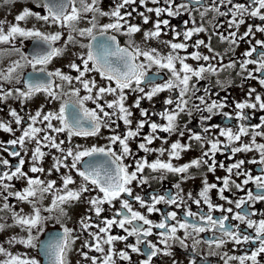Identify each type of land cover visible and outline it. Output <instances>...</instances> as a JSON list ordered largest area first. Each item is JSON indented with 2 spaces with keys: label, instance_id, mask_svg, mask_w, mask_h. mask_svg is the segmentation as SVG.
Returning <instances> with one entry per match:
<instances>
[{
  "label": "snow or ice",
  "instance_id": "1",
  "mask_svg": "<svg viewBox=\"0 0 264 264\" xmlns=\"http://www.w3.org/2000/svg\"><path fill=\"white\" fill-rule=\"evenodd\" d=\"M8 2V0H5ZM153 4H158L159 0H151ZM168 7L150 8L147 7V0H139V5L145 6L148 13H155L158 18L153 28L143 33L145 42L158 39L163 34V29L169 26V20L159 19L162 13H167L169 17L180 15V10L191 13L197 11L195 8H190L188 3H182L176 6L175 10L172 5L174 0H164ZM191 4H201V0H190ZM79 3V7L77 4ZM137 4V0H115L110 11H104L100 7V0H40L39 7H42L44 14L34 12L28 8L15 17V23L9 24L5 29V24L0 21V44L13 45L12 51L19 52L20 49L14 47V42L17 39L21 41L32 39L36 42V50L30 57L22 55L20 61H14L6 70L0 71V81L13 84H21L22 87L14 88L15 98L21 102L32 99L37 94H44L51 101H61L58 111L47 113L43 112V108L37 110L35 115H29L27 126L14 129L11 123L0 122V130L8 133H14L17 130L21 131V135L15 139L7 141L9 145L15 148L17 145L21 149L25 148L28 141L34 142L35 147L31 150V167L28 172L33 174L45 173L44 167L40 162L44 159L46 153L43 149H55L60 153L59 156H53V165L47 170L50 176L53 172L60 173L61 168L68 169V173L61 174V186L57 187L56 180H43L39 176H30L28 172L23 170L26 160L21 156L20 151H9L4 148V151L9 152V155L14 158H19L18 163L14 166V170L0 172V195H3L5 201L8 197H15L18 202L29 203L32 205V213L30 215H22L21 212L13 211L11 206L5 202L3 209L11 212L13 225L27 232L26 238L12 237L8 243L23 244L26 248H36L39 241L40 253L46 258L47 264H68V254L72 250V245L79 234L73 235L74 229H70L61 225L62 231L50 234L46 239L39 240V236L44 232L43 223L46 220L52 219V216H42L41 208L37 204L44 198V194L52 193L53 199L48 208L43 211L52 213L58 210L60 216L66 215L64 205L73 204L81 199L86 193L96 192L97 194L90 197L88 204L89 211H94L97 218L105 211L104 205L113 206L114 201L120 202V208L115 210L111 218H103L99 223L93 225L90 223L91 217L87 216L81 219V231L88 232L90 240H85L81 255L86 260H90L91 264H117L115 257L120 261L132 262L130 253L143 255L145 258L139 261V264H152L153 258L159 255L170 256V251L173 243L178 242L181 247H187L186 239H193V246L201 243L199 239H195L199 233L213 231L214 236L211 239L203 241L210 247H222L227 242H232L236 245L253 244L254 247L250 253H245L241 256H229L225 260L228 264L230 260L238 261V264H259L258 257L264 256V219L254 220L253 216L258 213L256 211H248L249 206L257 202H264V167L261 168V174L252 175L248 171L241 172L240 169L246 163L241 159L232 163L225 168L224 163H217L215 156L218 152L226 150L234 143L239 146L231 147V154L243 152H257L259 159H252L249 163L259 164L264 166V143H257L256 137L264 136V116L261 123L257 125H245L241 123L235 130L232 127H219L210 125L205 127L203 131L208 133L211 128H218L219 134L216 138L204 137L199 133H193L188 136L189 141H197L200 143L202 155L188 163L176 166L173 160H179L181 153L187 151L191 147V143H181L180 140L172 142L168 148L163 146L160 148L149 147L155 140H161L164 144L168 143L167 137H161L158 133H176L180 137L185 136V131L182 130L177 120L181 113L187 111L191 115L192 110L208 115H202L201 120H210L216 110L222 109L227 105L223 102L211 101L208 102L205 95H196L199 89L196 84L192 83L193 79L198 82L205 78L206 73L217 74L219 70L224 68H235L236 62L232 61L228 65H222L218 69L217 66L211 63L199 64L193 67L186 61L192 59L194 61H205L216 59L220 54L216 53L213 56L203 55L199 51L187 53L189 45L186 41L190 40L193 35L205 32L206 28L203 23L200 26H194L183 32V42L162 41V43L170 49L166 55H162L156 48H141L136 45L132 37L142 31L141 26L129 22L133 12L126 11L129 6ZM220 4L232 5L227 12H222L216 4V0H212V7H204L203 11L199 12L201 21L204 20L208 12H215L218 16L231 15L228 21V28L239 29L240 25L245 23V17L258 18L262 23L259 25H248L247 31L242 36L237 37V32L230 31L227 36L223 33H217L221 41H228L230 45L237 44L238 40H245L248 37H254L255 32L264 33V0H252L251 5L245 3H233V0H220ZM124 10V11H122ZM91 13L89 19L90 27L77 28V24L87 14ZM144 24L149 23V16L144 12L139 13ZM35 18L37 21H42L45 24L58 25L60 28L69 30L67 43H76L73 33H77L80 37L89 38V43L81 44L80 47L86 48V54H80L77 59L81 61L77 64L75 61L70 62L67 67L78 75L72 76L66 74L61 69L48 71L47 66L56 57L64 54V48L56 47L57 41L61 40L62 33H46L37 28H25L20 26V22L27 21L29 18ZM99 17H107L110 22L101 24ZM215 19V17H213ZM196 24L195 19L191 21ZM188 21H185L187 24ZM222 25H215L221 27ZM255 29V32L253 31ZM113 33V34H109ZM115 33L126 35L129 37L127 46L122 47ZM181 34L176 33V37ZM175 39V37H174ZM250 43V41H249ZM201 46L208 48L209 52L213 49L204 40H197L192 47L199 49ZM257 46L264 49V41L256 40L255 45H252L243 53L245 59L239 63L241 72L247 73L243 78L258 79L261 86H264V51L258 53L257 58H252L253 53L257 52ZM184 51L186 55H180ZM222 59V58H221ZM248 65H256L254 69H249ZM30 66L32 72L26 79L16 75L18 69ZM156 67L158 70L166 69L170 73V79L164 83H156L155 77L159 72L149 75L150 69ZM96 72L103 80L108 83L104 86H98L95 79L86 78L87 73ZM255 73H260L261 78H258ZM78 84L79 87L74 86ZM219 83V81H217ZM65 85L69 86V90L65 91ZM178 89L176 98L169 97L164 103L168 108H165L160 113L152 112L141 107L142 100L151 101L153 97L165 91H175ZM81 90L87 94L81 96ZM95 90V92H94ZM127 90V91H126ZM205 89V93H207ZM139 93L131 106H126L128 93ZM254 88L249 89L247 95L250 98L244 102L235 104L236 118L240 121L249 119L244 112L245 109H257L264 111V98L256 94L254 102H251ZM106 95L115 97L111 101L104 100ZM13 96V90L5 91L0 87V101L6 100ZM67 97V99H65ZM195 98L199 103H193L189 107L190 101ZM91 101L94 109L85 107V103ZM203 105V107H201ZM174 106V107H173ZM132 108L139 109L140 117L135 128L132 127L133 116ZM10 116L14 118V123L22 125L24 118L21 117L15 109L10 111ZM159 115L164 121L163 123L151 120V116ZM224 116L231 119V114L223 113ZM122 121L126 126L125 134H113L108 137V143L104 146L93 145L91 147H83L75 145L70 147H62L65 140H57L56 134H65L67 141L70 144L73 137H94L98 136L103 128H112L117 121ZM53 121L58 122L59 126L53 124ZM42 124L44 127H38L37 124ZM145 125L150 129L149 133L142 134ZM118 126V125H117ZM261 129L256 131V129ZM142 136L141 142L137 147L139 151L144 153H158L157 158L149 161L147 157H139L133 160L132 164H126L124 161L129 157H135L129 141ZM251 136V140L247 143L242 141V137ZM225 138V140L219 139ZM119 145V152L114 150L113 145ZM2 147V145H0ZM167 153V160L161 159ZM27 154V150H25ZM69 158L71 162L68 163ZM85 158H88L85 160ZM83 162V167L78 165ZM0 164L9 165V160L0 159ZM207 166L208 172H215L216 168L225 169L229 174L223 178L217 177L221 181L220 186L216 183H208L206 177L203 181V188L198 193V198H193L191 193L188 194V199L192 200L197 206L202 203L207 205L206 213L193 212L190 208L185 210L181 219H177L176 211H169L163 214V219L160 222H154L148 218L144 212L134 209L132 201L139 204L141 209L146 213L151 214L160 212L157 205L164 203L175 205L180 208L184 203L183 196L180 195V184L177 183L174 187L178 190L176 195H153L151 202L145 201L140 195H134L131 185L134 181L139 184H147L148 179L144 175L145 170H150L153 173H160V178L163 179L165 174L171 173L181 177L182 180L190 178L189 170L193 168H201ZM132 169L129 171V169ZM80 177L82 183L78 188H70L69 185L75 183L72 171ZM243 176L241 183H236L231 177ZM13 180L26 181V187L21 190L12 191L14 187L11 183ZM256 186V192L247 190L245 197L238 200H231L224 196V192L235 187L237 190L244 191V186L249 184ZM213 189H218L220 199L226 200L228 204H234L239 211L233 213L232 207L225 208L223 205L212 202L209 193ZM127 197V198H124ZM232 214L231 220L238 221L236 224H229L230 217L223 214L220 217H214L213 212ZM60 216L56 217L57 223H60ZM191 218V220L189 219ZM174 221L175 223H171ZM103 225V226H101ZM241 225L244 227L241 228ZM5 224H0V231L5 229ZM92 227L97 228V231L89 232ZM118 227L123 230L124 235L112 234V229ZM158 231L154 232L153 230ZM35 230V234H33ZM183 230L184 237L181 238L177 233ZM247 230H253L254 234L248 233ZM218 232L219 235H215ZM156 235L157 242H153L149 237ZM129 237H135V243H126L124 249L116 250L115 243L117 241H128ZM144 248L141 249L140 245ZM107 245V249L104 247ZM159 245H163L161 248ZM83 248L89 251L101 253L102 257L89 256L88 252L83 251ZM0 255L6 257L0 261V264H41V261L34 257L13 255L6 248L0 245ZM175 264V261L173 262ZM192 264H195L193 261Z\"/></svg>",
  "mask_w": 264,
  "mask_h": 264
},
{
  "label": "flooded vegetation",
  "instance_id": "2",
  "mask_svg": "<svg viewBox=\"0 0 264 264\" xmlns=\"http://www.w3.org/2000/svg\"><path fill=\"white\" fill-rule=\"evenodd\" d=\"M88 2H91V0H88ZM40 0H8V2H5V0H0V21H3L5 24V29H7V26L9 24L15 23V17L20 14L24 8H28L34 12H40L41 14H44V10L42 7H39ZM115 0H100V7L104 11H110L112 6L114 5ZM182 3H188L190 8H195L197 11H192L191 13L185 12L183 9L180 10V15L178 16H172L169 17L167 13H162L159 19H167L169 20V26L167 28L163 29V34L158 39H152L147 42L143 40V33L145 31H148L153 28L154 22L158 19L155 16V13H148L146 11L145 6L139 5V0H137V4L129 6L126 11H132V8H136V11L133 12L132 17L128 18L129 22L132 24H138L141 26L142 31L140 33L135 34L132 37V40L136 45H139L141 48H156L162 55H166L170 49L166 47L162 41H173V42H183V32L187 29H190L194 26H200L201 23H203V26L206 28L205 32H201L198 34L193 35V37L186 41V43L189 45L187 48V53L196 52L199 51L203 55H209L213 56L216 53H219L220 55L213 60H210L208 62L205 61H194L192 59H188L186 62L192 65L193 67H197L199 64H205L211 63L212 65L217 66L219 69L221 64L222 65H228L230 62L235 61L236 67L235 68H224L222 70H219L217 74L212 73H206L204 79H200L198 82L193 79L192 83L196 84V88L199 89V91L196 93V95H205L206 99L209 103L211 101H217V102H223L227 106L216 110L215 114L212 115V118L210 120H201L202 115H208L207 112L201 113L198 111H195L194 109L191 112V115H188L187 111L185 113H181L178 117L177 124L178 126L185 131V136L180 137L178 134L173 133H158L161 137H167L168 143L164 144L161 140H155L152 145L149 147L152 148H168L169 145L172 142H175L177 140H180L181 143H191V147L181 153V158L179 160H173V164L176 166L182 165L184 163H188L193 159H196L202 155V149L200 147V143L197 141H189L188 136L193 133H199L202 136L208 138H216L219 134L218 128H211L208 133H205L203 129L205 127H208L210 125H216L219 127H232L234 130L239 127L241 123L251 126V125H257L261 123V117L264 116V111L257 109H245L244 112L247 114L249 119L240 121L236 118V109L235 104L237 102H244L246 100H249L247 93L249 89L254 88L256 90L255 93H253V97L251 98V102H254V97L256 94H259L264 98V86H261L258 82V79H245L247 73L239 74L241 72L239 68V63L245 59L243 56V53L247 51L252 45H255L256 40H262L264 41V33L255 32V29L253 31L255 32L254 37H248L245 40H238L237 44L230 45L228 41H221L219 39V36L217 33H223L225 36L228 35L230 31L237 32V37L242 36L245 31H247L248 25H259L262 22L258 18H248L245 17V23L240 25L239 29H229L228 28V21L231 19V15L228 16H218L215 12H208L205 16L204 20L201 21L199 12L204 10V7L211 8L212 7V0H201V4L193 5L191 4L190 0H174V3L172 5L173 9L175 10L176 6ZM233 3H245L246 5H251L252 0H233ZM216 4L220 7V10L222 12H227L229 8L232 7V5H224L220 4V0H216ZM147 7L150 8H156L161 7L165 8L168 7V5L165 4L164 0H159L158 4H153L151 0H147ZM77 7H79V3L77 4ZM124 11V10H122ZM144 12L145 15L149 16V23L144 24L142 18L140 17L139 13ZM91 13L87 14V16L77 24V28H86L90 27L89 19L91 18ZM215 17V19H213ZM193 19H195L196 24L193 25L191 22ZM185 21H188L187 24H185ZM99 22L101 24L110 22L109 18L107 17H99ZM215 25H222L221 27H215ZM21 27H25L28 29L31 28H37L43 32L46 33H55V32H61V40L57 41L56 47L64 48V54L62 56L56 57L52 60V62L47 66L48 71H54L56 69H61L66 74L76 76L78 73L75 71L69 69L67 65L75 61L77 64H80L81 61L77 59V57L80 54H86L87 49L80 47L81 44H87L89 43V38L87 37H80L77 33H73V36L75 37L76 43H67L68 39V33L69 30L67 28H60L58 25H52V24H45L42 21H37L34 17L29 18L27 21L20 22ZM179 32L181 35L179 37H176V33ZM113 34V33H109ZM117 36L118 41L120 42V45L122 47L127 46V42L129 40V37L126 35H121L119 33H115ZM175 37V39H174ZM197 40H204L206 44L211 45L213 51L209 52L208 48L201 46L199 49L192 47V45ZM250 41V43H249ZM14 47L20 49L19 52L12 51L13 45L11 44H0V71L6 70L9 66L13 64L14 61H20L21 64H24V61L21 59L22 55H28L29 57L34 54L36 50V42L32 39H25L21 41L20 39H17L14 42ZM264 51V49L257 46V52L253 53L252 58H257L258 53ZM184 51L180 52V55H186L187 54ZM222 58V59H221ZM256 65H248V68L254 69ZM32 72V69L30 66H26L22 69H18L16 75H18L21 80L26 79L28 75ZM159 72V75L155 77L156 83H164L168 79H170V73L166 69L158 70L156 67H153L150 69L149 75L152 76L154 73ZM258 78H261L260 73H255ZM86 78L88 79H95L98 86H104L108 82L106 80H103L100 75L96 72H91L86 74ZM219 81V83H217ZM21 84H13V83H7L4 81H0V87H2L5 91L13 90V96L8 97L6 100L0 101V122L5 123H11L12 127L14 129H20L27 126V118L29 115H35L37 110H40L43 108V112L47 113L49 111L55 112L58 111L61 101H51L44 94H37L32 99L26 100L21 102V100L15 98V92L14 88L22 87ZM74 86L79 87L78 84H75ZM205 89H207V93H205ZM65 91L69 90V86L65 85L64 88ZM127 91V90H126ZM95 92V90H94ZM81 96L86 95L87 93L83 90H81ZM139 95V93H128V99L126 101V106H131L136 99V97ZM176 98L178 96V89L175 91H165L157 96L153 97L151 101L145 99L141 101V107L144 109L149 110L150 113H160L165 108H168L170 106L165 105L164 101L169 97ZM115 97L111 95H106L104 97V100L101 101V103H104V101H111ZM67 99V97H65ZM193 103H199V101L195 100V98L192 99L189 103V107L191 108ZM85 107L89 109H94L95 105L91 101H87L85 103ZM174 107V106H173ZM203 107V105H201ZM12 109H15L17 113L24 118V121L22 125L17 126L14 123V118L10 116V111ZM133 116L131 117L133 123L132 127L135 128L136 123L138 120L142 119L140 117L139 109L132 108ZM223 113H229L231 114V119L224 116ZM151 120L163 123L161 117L159 115H153L151 116ZM53 124L56 126H59L58 122L53 121ZM118 125V126H117ZM38 127H44L42 124H37ZM261 129H256V131H260ZM113 131H115L116 134L123 135L126 133L127 128L123 124L122 121H117L115 125H112V128H103L101 129V132L98 136L94 137H73L71 140V143L69 144L67 141L66 133L65 134H56L51 133L52 135L57 136V140H65V144L62 147H70L75 145H81L83 147H91L93 145L96 146H104L108 143V137L113 134ZM150 129L147 125H145V128L142 130V134L149 133ZM22 133L20 130L15 131L14 133H8L0 130V159H7L9 160V165L4 166L0 164V172L2 171H10L14 170V166L18 163L19 158H14L9 155V152L4 151V148H8L9 151H20L21 156H23L26 160V163L23 167V170L25 172H28L29 168L31 167V150L35 147L34 142L28 141L25 144V148L21 149L19 145H17L15 148H13L11 145L7 143V141L11 139H15L16 137L20 136ZM222 141L225 140L223 137H219ZM142 136L138 137L134 140L129 141L130 147L132 151L136 154L135 157H129L127 158L124 163L126 164H132L134 159H137L139 157H147V159L151 162L157 158L158 153H144L142 151L138 150V143L141 142ZM251 140V136H245L242 137V141L247 143ZM257 143H264V136H258L256 137ZM239 146L238 143H234L231 146H229L228 149L222 150L221 152H218L215 156V159L217 163H224L225 168L230 166L232 163L237 162L241 159L245 160L246 163L242 166L240 169L241 172L248 171L252 175H259L261 174V168L264 167L259 164H253L249 163L248 161H251L252 159H259V154L255 151L253 152H243V153H236L234 156L231 154V147ZM114 150L119 152V145H113ZM25 150H27V154H25ZM46 153H50L49 155H46L44 159L40 162V165L44 167L45 173H37L33 174L31 172H28L30 176H39L40 179L43 180H56L57 187L61 186V180L60 176L61 174L68 173V169L61 168L60 173L53 172L50 176L47 174V170L52 167L53 165V159L52 157L59 156L60 153L57 152L55 149H43ZM88 158H85L87 160ZM161 159L167 160V153H165V156L161 157ZM71 162V158H69L68 163ZM78 167H83V162H81ZM132 169L130 168L129 171ZM75 183L72 185H69L70 188H78L79 185L82 183L80 177L76 174V172L73 170L70 173ZM144 175L148 179L147 184H139L137 181H134L131 187L133 188L134 195H140L145 201L151 202V197L153 195H176L178 190L174 187L175 184H180V195L183 196L185 203L180 207L177 208L175 205H168L161 203L157 205V207L161 210L160 212H154L151 214H148L145 212L144 209H141L139 204L135 201H132L133 207L136 210H139L141 212H144L146 215H148V218L153 220L154 222H160L163 219V214L169 212V211H176L177 212V219H181L184 215L185 210L188 208L191 209L193 212H202L206 213L208 211L207 205H204L203 203L200 206H197L195 203L192 202V200L188 199V194L191 193L193 198H198V193L203 188V181L206 177L208 183H216L218 187L221 184V181L217 180V177H225L229 175L225 169L217 167L215 172H208L207 166H202L201 168H193L189 170L190 178L187 180H182L179 175L167 173L165 174L164 178H160V173H153L150 170H145ZM231 179L235 180L236 183H241V181L244 179L243 176H235L233 175ZM11 183L14 187L11 189L12 191L15 190H21L24 187H26V181L24 180H13ZM244 191L237 190L235 187H232L230 190H227L224 192V196H226L228 199H231L233 201L238 200L242 197H245L247 190H252L253 192H256V186L254 184H249L244 186ZM96 192H89L86 193L84 196L81 197V199L77 202H74L73 204H66L64 205V210L66 212V215L60 216V213L58 210H54L52 213H48L43 211L44 208H48L51 205L53 194L52 193H46L44 194V198L41 202L37 204V207L41 208V215L42 216H52V219L46 220L43 223L44 232L40 234L39 240L46 239L50 234H55L62 231V227L66 226L70 229H74L73 235L79 234V239L75 241V243L72 245V250L68 254V264H91L90 260L84 259V257L81 255V249L82 245L85 240H90L91 238L88 235V232L81 231V225L80 221L82 218L90 216L91 221L93 225L99 223L103 218H111L116 209L120 208V202L114 201L113 206L105 204L103 207L105 211L101 214L100 218H97L95 216L94 211H89L90 205L88 204V200L90 197L96 195ZM3 195H6L4 193ZM3 195H0V224H5L6 227L3 231H0V245H2L4 248H6L9 252H11L13 255H20V256H29L37 258L41 261V264H47L46 258L43 257V255L40 253L39 250V241H37V247L36 248H26L23 244H12L10 245L8 241L12 237L16 238H26L27 232L22 230L19 227L11 226L7 227V225H13V221L11 218V212L3 209V205L5 202H7L13 211L21 212V209L23 210L21 212L22 215H30L32 213V205L29 203H22L18 202L15 197H8L7 201L4 200ZM209 196L213 203L223 205L225 208L232 207L233 213L236 211H239L235 208L234 204H228L226 200H221L220 195L218 192V189H213ZM127 198V197H124ZM248 211H256L258 214L256 216H253L252 219L254 220H260L264 219V202H257L252 206H249L247 208ZM223 214L227 213H221L219 211L213 212L214 217H220ZM229 215L230 219L227 221L229 224H236L239 223L238 221L231 220L232 214ZM60 216V223H57L56 217ZM191 220V218H189ZM171 223H175L172 221ZM103 226V225H101ZM244 226L241 225V228ZM89 232L97 231V228L92 227L88 230ZM154 232L158 231L157 229L153 230ZM248 233L254 234L253 230H247ZM33 234H35V230H33ZM112 234L114 235H124L125 233L123 230L119 229L118 227H114L112 229ZM178 236L181 238L184 237L183 230H180L177 233ZM215 235H219L218 232L215 233ZM214 236L213 231H207L203 233H199L198 236L195 237V239H199L201 243L198 245L193 246V239H186L185 244L187 247H181V245L176 242L173 243L170 251V256L165 255H159L158 257L153 258L152 264H173L175 261V264H192L194 261L195 264H225V260L229 256H241L245 253H250V251L258 246L253 244H241L236 245L232 242L225 243L222 247L216 248L214 245L209 246L208 244L204 243L203 241L211 239ZM151 241L154 243L157 242V236L153 235L149 237ZM126 243H135V237H129L128 241H117L115 243V249L120 250L125 248ZM161 248H163V245H159ZM107 249V245L104 246ZM141 249L144 248V245H140ZM83 251L88 252L89 256H97L102 257L101 253H97L95 251H89L87 248H83ZM132 256V262L131 264H139V261L144 259L145 257L141 254L137 253H130ZM6 257L4 255H0V261L5 260ZM114 259L116 260L117 264H129L128 261H120L118 257L114 256ZM259 261V264H264V256L257 258ZM228 264H238V261L236 260H230L228 261ZM248 264H251V262H248Z\"/></svg>",
  "mask_w": 264,
  "mask_h": 264
}]
</instances>
